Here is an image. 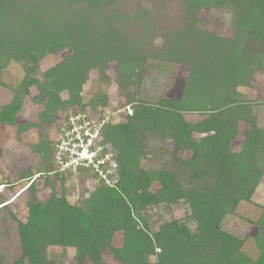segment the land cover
Wrapping results in <instances>:
<instances>
[{
  "label": "trees",
  "instance_id": "16d2710c",
  "mask_svg": "<svg viewBox=\"0 0 264 264\" xmlns=\"http://www.w3.org/2000/svg\"><path fill=\"white\" fill-rule=\"evenodd\" d=\"M209 9L232 15L231 37L200 27L199 14ZM156 39L161 42L156 44ZM248 40L259 42L264 54V0H0V73L11 62L25 73L11 102L0 107V125H7L8 111L22 105L32 86L45 98L35 99L43 106L42 126L59 109L64 117L69 108L111 107L105 95L80 101L92 71L105 73L115 64L122 91L140 86L150 60L187 69L179 101L171 95L155 105L136 99L129 115L123 111L121 123L119 114L104 127L103 142L116 152L118 179L113 187L100 183L74 205L64 194L38 199L36 178L19 192L31 196L25 221L17 224L22 258L12 264H52L46 249L53 246L72 249L76 264H264V217L257 222L262 237L255 261L220 228L238 202L251 199L264 150V129L257 123L254 102L238 91L249 88L256 73ZM63 49L67 53L44 72L41 82L31 78L40 60ZM64 92L65 101L60 97ZM186 114L202 119L189 124ZM8 120L15 125L13 117ZM157 133L175 134L172 157L177 170L188 172L201 189L184 191L172 176L140 169L150 154L148 137ZM238 134L243 139L232 151ZM43 145L44 150L49 146L51 159L53 141ZM179 151L189 158L178 157ZM155 181L158 187L151 193ZM180 199L189 205L198 231L195 239L188 240L174 222L150 232L139 210ZM8 201L0 202V209ZM117 234L120 246L113 243Z\"/></svg>",
  "mask_w": 264,
  "mask_h": 264
},
{
  "label": "rangeland",
  "instance_id": "374dc122",
  "mask_svg": "<svg viewBox=\"0 0 264 264\" xmlns=\"http://www.w3.org/2000/svg\"><path fill=\"white\" fill-rule=\"evenodd\" d=\"M199 15L200 27L223 37L233 35L232 15L229 12H217L209 9L202 11ZM248 41L250 66L256 73L253 84L249 88H238V91L243 94L246 100L254 102L257 123L264 129V54H262L263 51L260 49L259 42L256 40ZM160 42V40H155L156 44ZM65 53H67L65 49L59 50L55 55L40 60L37 64V70L31 73V78L41 82L44 72L55 66ZM258 65H261L262 68L260 69ZM115 69V64H110L105 73L92 71L88 81L82 87L79 98L81 102H86L105 95L106 99H110L111 105L117 107L121 103L120 123L124 119L123 111L126 110L129 115L136 99L155 105L163 95H171L172 100L179 101L187 73L185 68L158 60H150L143 68L140 86H131L120 91ZM24 75V70L20 64L13 62L0 73V107L11 102L14 91L18 88ZM38 94L36 87L32 86L29 94L24 96L22 105L8 111L7 117H13L15 125H8V118H4L7 125H0V202L11 198L12 201L17 197L13 203L8 201L7 203L11 204L0 209L1 264H12L22 258L17 224L18 221H25L26 203L30 199L31 193L25 191L20 195L19 192L31 185L36 177L34 183L36 192L34 193L38 199L46 200L53 193L64 194L70 205L87 198L97 186L101 185L95 178L83 172L77 175H62L58 174L59 172H54L55 167L50 159L49 146L44 150L43 148L46 147L42 146V143L51 141L55 135L53 125L58 122L61 109L52 116L53 122H50L52 117L48 115L47 119L44 120L45 122L40 126L43 106L35 99L38 97L44 101L45 98ZM60 97L64 101L68 98L65 92ZM123 105L126 106L123 107ZM201 119L202 116L197 114L185 115V121L189 124H194ZM242 126L239 129H243ZM174 137V133L165 135L157 133L148 137L146 147L150 154L141 160L140 169L149 173L155 172L159 175L172 176L173 179L177 180L176 183L180 189L184 191L199 190L201 189L200 185L189 179L188 172L177 170L175 158L172 157ZM194 138L197 139L199 136L195 134ZM242 139V136L238 134L231 142L232 151L239 149ZM39 150L41 151L39 152ZM177 156L188 159L190 154L179 151ZM256 167L258 182L251 199L238 202L234 212L224 216L220 222L221 230L231 238L238 240L240 243L239 251L251 261L257 260L261 252L259 238L262 235L257 222L261 217H264V150L259 155ZM49 172L53 175H48ZM157 187L158 184L155 181L149 187L150 192L155 193ZM139 211H141L140 214L152 233L156 232L160 225L174 222L179 225L188 240L193 241L198 235L196 225L190 215L189 205L185 199L158 205L147 204ZM262 228L264 231V227ZM121 241V234H117L113 243L115 246H120ZM46 254L52 264H76L72 249L53 246L46 249ZM103 264L118 263L113 260H106Z\"/></svg>",
  "mask_w": 264,
  "mask_h": 264
},
{
  "label": "built area",
  "instance_id": "2783aa9c",
  "mask_svg": "<svg viewBox=\"0 0 264 264\" xmlns=\"http://www.w3.org/2000/svg\"><path fill=\"white\" fill-rule=\"evenodd\" d=\"M121 109L111 105L95 109L69 108L55 127L51 161L54 172L77 175L83 172L113 187L117 181L114 150L103 142L102 131Z\"/></svg>",
  "mask_w": 264,
  "mask_h": 264
},
{
  "label": "crops",
  "instance_id": "0c3cea01",
  "mask_svg": "<svg viewBox=\"0 0 264 264\" xmlns=\"http://www.w3.org/2000/svg\"><path fill=\"white\" fill-rule=\"evenodd\" d=\"M54 138H55V135H53V138H51V141H53V139H54ZM13 197H14V196H13ZM16 198H17V197H16ZM16 198H15V199H13L12 201H11V199H12V198H11V199L9 200V202L13 203V202H14V200H16ZM11 203H10V204H11Z\"/></svg>",
  "mask_w": 264,
  "mask_h": 264
},
{
  "label": "clouds",
  "instance_id": "9594fccd",
  "mask_svg": "<svg viewBox=\"0 0 264 264\" xmlns=\"http://www.w3.org/2000/svg\"><path fill=\"white\" fill-rule=\"evenodd\" d=\"M37 178V177H36Z\"/></svg>",
  "mask_w": 264,
  "mask_h": 264
}]
</instances>
